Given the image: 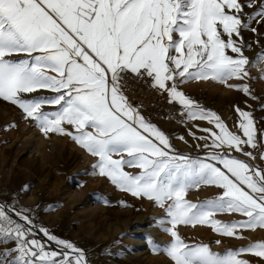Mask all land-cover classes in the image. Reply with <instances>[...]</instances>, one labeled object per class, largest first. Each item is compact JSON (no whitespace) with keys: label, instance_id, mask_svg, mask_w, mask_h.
Masks as SVG:
<instances>
[{"label":"snow or ice","instance_id":"6c2138e0","mask_svg":"<svg viewBox=\"0 0 264 264\" xmlns=\"http://www.w3.org/2000/svg\"><path fill=\"white\" fill-rule=\"evenodd\" d=\"M253 24H264V0H0V99L19 107L46 136L66 135L96 157L92 175L163 209L156 223L171 239L160 246L149 236L154 254L162 252L172 264H251L242 254L264 261V241L220 254L186 243L178 231L202 225L241 239V229H264V167L248 162L264 161V133L253 114L237 106L234 132L181 89L212 80L257 99L246 81L253 79L250 67L264 64V51L250 59L243 37L257 33ZM129 79L167 93L188 121L213 125L199 129L206 136L192 133L209 149L203 159L178 153L130 103ZM202 185L219 195L186 199ZM29 211L0 202V244H13L0 251V264H89L83 249L44 227L39 232L46 239H37ZM216 213L245 219L222 222Z\"/></svg>","mask_w":264,"mask_h":264},{"label":"rangeland","instance_id":"374dc122","mask_svg":"<svg viewBox=\"0 0 264 264\" xmlns=\"http://www.w3.org/2000/svg\"><path fill=\"white\" fill-rule=\"evenodd\" d=\"M252 26L257 28V33L243 32L244 41L251 44L244 49V54L250 59L264 51V24ZM262 68L264 64L256 62L249 68L253 79L246 81L257 99H250L243 92L212 80L191 81L182 84L181 89L205 109L219 115L230 130L238 132L236 123L239 117L235 111L238 106L253 114L258 133H264V108L261 107L264 105V79H255L264 75ZM229 83L239 82L233 80ZM45 110L51 109L46 107ZM149 121L170 137L178 153L203 159L209 151L204 146L186 148L189 144L185 142L184 135L201 133L199 129L212 128L213 125L209 127L203 120L185 119L176 124ZM201 134L207 135L205 132ZM196 137L201 136L198 134ZM196 140L205 144L202 139ZM259 151L254 154L259 156ZM234 155L248 160L239 153ZM96 162V157L70 137L56 133L46 136L35 121L24 118L19 107L0 99V202L15 205L17 209H29L37 239H46L39 232V228L44 227L83 249L89 264H172L162 252L154 254L147 243L149 236L160 246L171 239L156 223L158 218L165 217L163 209L146 198H136L117 190L105 177L92 175V165ZM248 162L264 167V161L259 159ZM124 170L134 174L139 172L135 168L126 167ZM219 191L202 185L199 190H190L186 199L198 203L214 199ZM120 201L127 206H121ZM213 218L222 222L245 219L236 213H216ZM178 231L186 243L207 244L211 251L220 254L228 249L264 241V229L259 228L239 230L241 239L218 235L211 227L202 225H179ZM217 240L221 242L217 244ZM11 247V243L0 244V251ZM241 258L251 264H264L252 255L242 254Z\"/></svg>","mask_w":264,"mask_h":264},{"label":"built area","instance_id":"2783aa9c","mask_svg":"<svg viewBox=\"0 0 264 264\" xmlns=\"http://www.w3.org/2000/svg\"><path fill=\"white\" fill-rule=\"evenodd\" d=\"M150 81L129 79L126 95L130 103L139 106L141 114L152 121H160L168 124L183 122L186 118L181 117L180 106L168 102L167 93H161L151 88Z\"/></svg>","mask_w":264,"mask_h":264},{"label":"bare ground","instance_id":"6f19581e","mask_svg":"<svg viewBox=\"0 0 264 264\" xmlns=\"http://www.w3.org/2000/svg\"><path fill=\"white\" fill-rule=\"evenodd\" d=\"M206 123H205V125H208L209 127H212L211 126V124H209L207 121H205ZM202 133V132H201ZM200 132H198L197 134H195V137H196V135H198L199 134V136H202V134H201ZM184 137H185V142H187L188 144H189V146H187L186 148H190V147H201V146H204V142H202V141H200V140H196V138H194L193 137V135H192V132H191V134L189 133H187V134H185L184 135ZM139 218V217H138ZM199 239V238H198Z\"/></svg>","mask_w":264,"mask_h":264}]
</instances>
